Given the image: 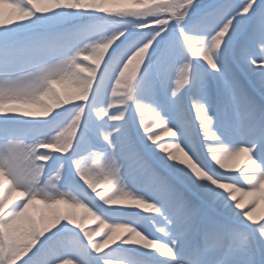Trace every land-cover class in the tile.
I'll use <instances>...</instances> for the list:
<instances>
[{
  "label": "snow or ice",
  "instance_id": "1",
  "mask_svg": "<svg viewBox=\"0 0 264 264\" xmlns=\"http://www.w3.org/2000/svg\"><path fill=\"white\" fill-rule=\"evenodd\" d=\"M117 3L0 0V264H264V0Z\"/></svg>",
  "mask_w": 264,
  "mask_h": 264
},
{
  "label": "rangeland",
  "instance_id": "2",
  "mask_svg": "<svg viewBox=\"0 0 264 264\" xmlns=\"http://www.w3.org/2000/svg\"><path fill=\"white\" fill-rule=\"evenodd\" d=\"M112 6L121 7V6H133V5H132V0H118V3L115 5H112ZM86 63H91V61H88ZM101 67H103V63H101ZM56 87L58 89L64 90V89H70L72 87V85L66 83L64 85H56ZM160 127H163V126L161 125ZM153 131H158V129H153ZM165 131H167V130L165 129ZM172 139H173V137L171 136L170 133L168 135H164L163 133H161V140H160L161 143H163L164 141L172 140ZM247 156H248V154L244 153V154H241V155L235 157L234 160L230 162V164L232 165V170L242 168L244 166V164L247 162ZM249 199H251V198L245 197L246 201ZM263 205H264V202H262L256 210L255 216H256L257 220H261V218L264 217ZM55 207L58 209H61V210H67L69 208V205L62 204V205H57ZM42 210L47 211L48 213L55 211L54 208L46 209L43 204L37 203L33 206L32 209H30V212H32L33 214L39 215L40 211H42ZM74 211L78 214L79 218H83L86 215V210L83 208H76V209H74ZM94 223L95 222L92 221L91 217H88L85 220V225L88 228H93ZM95 238L99 239V237H95ZM18 264H19V262H18Z\"/></svg>",
  "mask_w": 264,
  "mask_h": 264
},
{
  "label": "bare ground",
  "instance_id": "3",
  "mask_svg": "<svg viewBox=\"0 0 264 264\" xmlns=\"http://www.w3.org/2000/svg\"><path fill=\"white\" fill-rule=\"evenodd\" d=\"M263 208H264V205H263Z\"/></svg>",
  "mask_w": 264,
  "mask_h": 264
}]
</instances>
